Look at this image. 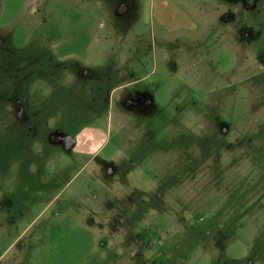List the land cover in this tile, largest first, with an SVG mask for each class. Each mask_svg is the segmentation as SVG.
<instances>
[{
    "label": "rangeland",
    "instance_id": "rangeland-1",
    "mask_svg": "<svg viewBox=\"0 0 264 264\" xmlns=\"http://www.w3.org/2000/svg\"><path fill=\"white\" fill-rule=\"evenodd\" d=\"M0 264H264V0H0Z\"/></svg>",
    "mask_w": 264,
    "mask_h": 264
},
{
    "label": "flooded vegetation",
    "instance_id": "flooded-vegetation-1",
    "mask_svg": "<svg viewBox=\"0 0 264 264\" xmlns=\"http://www.w3.org/2000/svg\"><path fill=\"white\" fill-rule=\"evenodd\" d=\"M247 1H249V0H247ZM160 84L159 83H157V86H159ZM69 140H71L70 138H68V141ZM68 146H70V143L68 144Z\"/></svg>",
    "mask_w": 264,
    "mask_h": 264
}]
</instances>
